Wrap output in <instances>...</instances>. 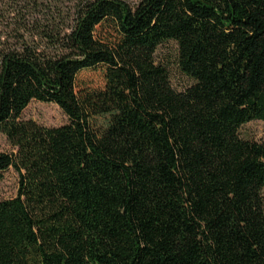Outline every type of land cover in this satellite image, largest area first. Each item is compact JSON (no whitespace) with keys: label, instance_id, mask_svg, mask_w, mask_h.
<instances>
[{"label":"trees","instance_id":"1","mask_svg":"<svg viewBox=\"0 0 264 264\" xmlns=\"http://www.w3.org/2000/svg\"><path fill=\"white\" fill-rule=\"evenodd\" d=\"M59 2L0 25V264H264V144L239 136L264 121V0Z\"/></svg>","mask_w":264,"mask_h":264},{"label":"rangeland","instance_id":"2","mask_svg":"<svg viewBox=\"0 0 264 264\" xmlns=\"http://www.w3.org/2000/svg\"><path fill=\"white\" fill-rule=\"evenodd\" d=\"M14 1L17 0H0V25L5 23H19L18 18L13 19L12 13L14 8ZM61 9L69 7L71 1L74 0H59ZM134 5L139 0H125ZM1 29V26H0ZM155 59L158 63L164 65L169 72V81L171 87L177 91H183L185 88L192 84V81L183 75L176 64L177 60V47L174 42H166L162 44L156 52ZM83 78L88 80V83L94 85L100 84V79L97 75L88 74L83 75ZM22 119L27 121L31 120L40 126L44 127H58L67 123L68 119L64 113L54 104L41 103L32 101L22 113ZM239 136L241 139L264 144V121H251L239 129ZM15 150L8 143L5 136L0 133V153L11 154ZM19 176L13 168H9L3 172L0 181V202L12 199L17 195ZM262 199L264 202V188L261 191Z\"/></svg>","mask_w":264,"mask_h":264}]
</instances>
